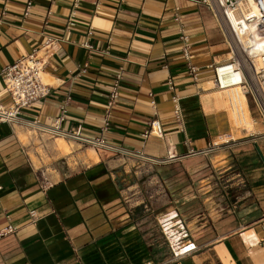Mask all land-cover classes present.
Here are the masks:
<instances>
[{
	"label": "crops",
	"instance_id": "1",
	"mask_svg": "<svg viewBox=\"0 0 264 264\" xmlns=\"http://www.w3.org/2000/svg\"><path fill=\"white\" fill-rule=\"evenodd\" d=\"M202 1L0 0V73L37 51L51 89L22 121L0 123V232L15 228L0 264H264V124L239 89H215L212 66L232 54ZM10 101L0 79V105ZM61 116L63 130L110 148L31 125ZM156 119L163 136H145ZM218 172L235 188L223 206Z\"/></svg>",
	"mask_w": 264,
	"mask_h": 264
},
{
	"label": "built area",
	"instance_id": "2",
	"mask_svg": "<svg viewBox=\"0 0 264 264\" xmlns=\"http://www.w3.org/2000/svg\"><path fill=\"white\" fill-rule=\"evenodd\" d=\"M243 2L253 3L257 8V14H244L243 21L238 22L237 26H235L231 15L236 10H240ZM202 3L217 18L232 54L230 61L212 66L215 75V89L223 91L226 89L240 88L243 95L253 101L259 113V120L264 124V52L261 54L263 57L260 65H256V59L252 57L251 45H244V43L239 40L237 32L240 28H244L245 32L251 29L255 30L260 35V38H264V0H203ZM31 6L32 2H28L25 16H29ZM245 23H247V27H244ZM183 40L185 43L184 56L188 62L189 73L196 78L199 68L191 62V47L188 42V37H184ZM235 40L239 42L237 45H233ZM56 43V40L49 39L43 47L53 48ZM86 46L90 47L87 44ZM47 67V60L40 58L37 51H35L30 56L20 59L1 71L0 79L3 81L11 97V101L8 105H0V123H19L22 121L23 111L33 107L35 103L50 95L51 89L43 81V74ZM110 94L104 114L102 133L109 132L110 116L119 100V81L114 84ZM173 103L176 122L182 126V130H184L183 113L178 96L173 98ZM64 120V116H61L47 126L41 124L39 121H34L31 125L37 129L45 130L53 136L77 140L84 145L96 148H110L103 137L90 139L82 136V128H79V131L75 133L63 130L61 124ZM152 134L158 137L164 134L163 126L159 119L152 121L150 129L145 133V136ZM261 136L264 137V131ZM230 142L214 144L211 150H217L224 145H229ZM173 159L174 155H172L170 151L168 152V158L164 161H159V163ZM14 232L15 228L10 225L0 232V238ZM262 243L264 246V240Z\"/></svg>",
	"mask_w": 264,
	"mask_h": 264
},
{
	"label": "bare ground",
	"instance_id": "3",
	"mask_svg": "<svg viewBox=\"0 0 264 264\" xmlns=\"http://www.w3.org/2000/svg\"><path fill=\"white\" fill-rule=\"evenodd\" d=\"M245 15H254L257 14V8L256 6L251 3V2H243L241 5L240 10H236L235 12H233L232 16V20H233V24L235 26H237L238 22L243 21L242 19L244 18L243 16ZM247 23L244 24V27H247L246 25ZM231 29V27H230ZM250 29V28H249ZM226 30V28H225ZM232 32V29H231ZM238 32V37L239 40L241 42L244 43V45L246 46H250L251 45V52H252V57H255V64L256 65H260L261 59H262V53L264 52V38H260V35L255 31V30H249V31H244V28H240V30H237ZM230 33V31H229ZM239 42H237L236 40L234 41L233 45H237ZM44 81V80H43ZM234 89V88H232ZM241 91L240 88H237ZM229 90V89H226ZM224 91V90H223ZM242 93V92H241ZM243 94V93H242ZM231 139H227L225 140V142H230ZM59 142L61 143V145H63L62 147L67 149V145L63 140H59Z\"/></svg>",
	"mask_w": 264,
	"mask_h": 264
},
{
	"label": "rangeland",
	"instance_id": "4",
	"mask_svg": "<svg viewBox=\"0 0 264 264\" xmlns=\"http://www.w3.org/2000/svg\"><path fill=\"white\" fill-rule=\"evenodd\" d=\"M263 131H264V127L262 125H260V130H258V133L256 134V136L260 140H263L264 139V137L261 136V134L263 133ZM216 177H219V180L218 181L220 182V184H217V185H215L213 187V190H214L213 193H216V195H217L216 198H218V204L221 205V206H223L224 204L230 203V201L228 199H226V198H227V195H228V197L232 198L233 191L235 190V188L230 184V179L231 178L229 176L226 177V174H224V173H221L220 174V172H218ZM157 187H158V185L157 186H155V185L152 186L153 190L151 189L150 191H152L153 193H155V189H157ZM146 188H148V186H146ZM134 191L136 192L137 189L135 188L132 191V193H134ZM173 218H176V215H174ZM167 225L169 226L168 229H169L170 234H173L174 233L173 231H175V228H173L175 226V224H173V222L171 221Z\"/></svg>",
	"mask_w": 264,
	"mask_h": 264
}]
</instances>
